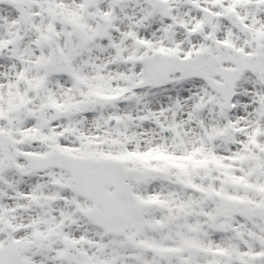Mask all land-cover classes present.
<instances>
[{"label":"snow or ice","instance_id":"snow-or-ice-1","mask_svg":"<svg viewBox=\"0 0 264 264\" xmlns=\"http://www.w3.org/2000/svg\"><path fill=\"white\" fill-rule=\"evenodd\" d=\"M0 264H264V0H0Z\"/></svg>","mask_w":264,"mask_h":264}]
</instances>
